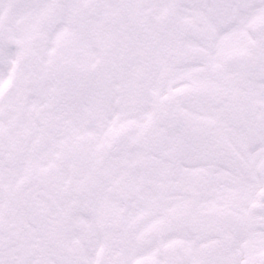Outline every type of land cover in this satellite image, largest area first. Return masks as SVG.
Here are the masks:
<instances>
[{"label":"snow or ice","instance_id":"6c2138e0","mask_svg":"<svg viewBox=\"0 0 264 264\" xmlns=\"http://www.w3.org/2000/svg\"><path fill=\"white\" fill-rule=\"evenodd\" d=\"M0 264H264V0H0Z\"/></svg>","mask_w":264,"mask_h":264}]
</instances>
